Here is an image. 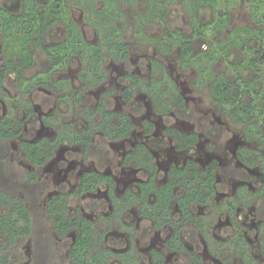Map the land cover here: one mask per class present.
Returning a JSON list of instances; mask_svg holds the SVG:
<instances>
[{
	"label": "trees",
	"instance_id": "1",
	"mask_svg": "<svg viewBox=\"0 0 264 264\" xmlns=\"http://www.w3.org/2000/svg\"><path fill=\"white\" fill-rule=\"evenodd\" d=\"M83 11L92 20L99 34L97 42H88L81 26L68 16V0H0V32L3 37V62H0V91L4 84L15 75L18 86L29 94L37 85L59 88L64 86L61 79L52 77L55 69L73 61L74 55L84 62L79 74L80 88L72 93L73 99L82 106L85 123L83 127L68 123L58 128L56 134L43 137L37 141L21 139L20 155L35 168H41L56 154L59 145L80 144L85 154L102 155L103 146L94 143V135L100 131L108 140L114 141L129 137L136 128V123L127 111H115L108 108L114 87H108L92 106L91 97L83 93L99 84L107 76L105 59L109 55L114 59L128 62L130 51L122 39V30L117 25L121 9L117 0H78ZM128 3L146 2L147 9L137 19L143 30L151 21L163 24V34L154 37L159 50L170 54L179 46L178 61L183 69L195 65L200 76L209 74V95L218 109L229 114L232 121L253 126L259 123L258 105L251 97V84L247 88L242 81L231 79L226 72L216 73L212 65L207 64L205 57L213 59L211 50L199 52L198 39L206 35L210 24L200 19V9H216L217 0H184L185 9L192 22L193 30L172 29L168 21L170 7L174 0H125ZM19 3L17 8H13ZM257 6V5H256ZM228 13V11H227ZM64 23L66 35L57 40H48L55 24ZM220 19L216 27L225 25ZM211 29V28H210ZM215 30V26L212 28ZM146 32V31H145ZM233 44H237L236 41ZM261 54V52L259 53ZM40 61L41 70L32 79L28 71ZM151 77L146 78L137 72L128 71L123 76L127 83L121 91L122 99L132 109H137L135 95L143 91L153 102L158 114L181 112L191 115L185 96L180 92L177 83L167 71L163 62L150 58ZM256 66L254 58L247 64ZM27 117L34 112L29 100L26 101ZM145 134L155 132V123L143 119ZM23 120L10 116H0V264H20L13 251L24 241L32 239V264H57V246L53 234L66 238L71 233L75 237L68 245L69 257L73 264H110L113 256L121 258V264H140L133 251L117 253L104 245L106 234L111 224H120L123 230H133L123 222V216L132 207H137L139 214L154 220L153 229L159 230L170 225L173 230L166 241L170 252L185 253L191 264H208L201 253L190 248L184 235L201 232L205 234L207 224L204 216L195 211L198 206L211 204L216 193V173L221 171L228 176L241 178L244 183L239 197L253 199L248 182L255 177L235 164L221 167L220 161L213 158L207 166L188 159L183 165L172 164L167 171V181L158 185L159 168L156 158L148 145L138 142L125 156L123 163L142 169L146 179L138 181L135 187L127 188L122 196L117 194L116 181L112 174L94 169L82 172L79 186L72 191L62 188L56 195L46 200L45 212L52 229L43 226L35 215L38 201L44 184L36 170L18 171L13 163V151L10 141L23 134ZM164 132L176 142L179 150L193 151L200 140L197 131L184 132L176 127H167ZM261 132V126L258 133ZM224 130L214 126L207 129L208 148L216 153L224 149ZM241 161L252 165L254 158L246 150L239 152ZM106 185L112 202V211L108 215L99 214L97 220L84 215L81 211L72 212L71 199H77L88 193H96ZM264 199V192L261 194ZM252 197V198H251ZM238 198L228 202L234 235L232 244L227 246L221 258V264H233L231 252L244 258L245 264H260L252 251V246L245 237L243 225L237 216ZM107 224L108 226H104ZM193 224L195 229L187 227ZM152 229V230H153ZM264 243V241H263ZM264 253V245L262 247ZM222 253V254H223ZM149 264H166L162 250L154 248L150 252Z\"/></svg>",
	"mask_w": 264,
	"mask_h": 264
},
{
	"label": "rangeland",
	"instance_id": "2",
	"mask_svg": "<svg viewBox=\"0 0 264 264\" xmlns=\"http://www.w3.org/2000/svg\"><path fill=\"white\" fill-rule=\"evenodd\" d=\"M4 1V0H1ZM68 16L76 21L88 42H97L99 34L86 12L83 11L78 0H68ZM121 9V16L117 25L122 30V39L128 45L130 55L128 62L114 59L109 55L105 59L107 71L106 79L99 85L85 91L84 97H91L92 106L97 103L101 94L108 87H114L115 92L110 97L108 108L115 111H127L136 123V128L129 137L119 140H108L100 131L94 135V143L103 146L102 155L96 153L85 154L80 144L67 142L58 146L55 156L41 168H35L20 155L19 142L21 139L37 141L43 137L52 138L58 128L68 123L72 126L83 127L86 122L83 117L82 106L73 99L72 93L80 88L79 74L84 62L74 55L73 61L58 66L52 74L54 80L61 79L64 86L59 88L45 85L35 86L29 94L18 86L15 75L4 84L0 91V116H10L16 120H23V134L10 141L13 151L12 163L14 167L24 172L36 170L44 189L39 198L36 210L37 221L52 229L50 220L45 212L46 200L56 195L62 188L72 191L78 188L83 171L94 169L112 174L116 181L117 194L122 196L127 188L135 187L138 181L146 179L142 169L124 165V156L134 148L138 142L148 145L156 158L159 168L158 185L167 181V171L172 164L183 165L188 159L198 161L201 166H207L213 158L220 161L221 167L235 164L239 168L250 172L255 180L248 182V188L253 199L239 197L244 181L235 176H228L220 170L216 173V193L211 204L198 206L197 214L204 216L207 224L205 234L201 232L184 235L188 246L202 254L208 264H221L220 256L227 246L232 244L234 228L229 214L228 202L238 198L237 216L243 225L245 237L252 246L254 255L260 264H264V0H217L216 9L209 7L200 9L199 15L203 22L209 23L206 35L198 39L199 52L211 50L214 58L205 57L207 64H211L216 73L226 72L231 79L242 81L247 88L251 84V97L258 105L259 123L253 126L232 121L229 114L218 109L209 95L210 76H200L198 68L193 65L186 69L178 61L179 46L172 53L163 54L159 50L154 37L163 34V24L151 21L143 30L139 25L138 15L147 9L146 2L128 3L117 0ZM102 0L98 5H102ZM257 5V6H256ZM19 3L13 8H17ZM228 11V13H227ZM226 21L220 28L216 27L218 20ZM166 25L172 29L193 30L192 22L185 9L184 0H174ZM215 26V30L212 28ZM211 28V29H210ZM146 31V32H145ZM66 26L60 22L55 24L48 36V40L61 39L66 35ZM236 41L237 44H233ZM3 37L0 32V62H3ZM261 52V54H259ZM157 58L163 62L167 71L175 80L180 92L185 96L190 107L191 115L181 112L158 114L154 110L153 102L141 90L135 95L138 108L132 109L121 97V91L127 83L122 79L128 71L151 77L150 58ZM251 58L256 66L247 64ZM40 61L28 71L27 77L32 79L41 70ZM31 102L34 116L28 118L26 101ZM152 120L156 129L151 135L145 134L143 119ZM219 126L224 130V149L216 153L208 148L209 138L207 129ZM261 126V132L258 133ZM176 127L184 132L197 131L200 140L193 151L179 150L176 142L164 130ZM246 150L252 154L254 164L249 165L241 161L239 152ZM252 198V197H251ZM72 212L81 211L84 215L97 220L99 214L108 215L112 211V202L106 185L101 186L96 193H88L77 199H71ZM122 222L132 231L123 230L120 224H111L106 234L104 245L114 252L133 251L134 257L140 264H149L151 250H162L166 264H191L185 253L170 252L166 248V241L172 233V226L153 229L154 220L139 214L138 208L132 207L124 214ZM104 226H108L105 224ZM188 229L196 227L190 224ZM153 229V230H152ZM75 233L62 238L53 234L57 252V264H73L68 253V245L73 241ZM13 253L20 264H32V239L22 242ZM223 253V254H222ZM233 264H245L244 258L228 253ZM226 256V254H225ZM121 258L113 256L110 264H121Z\"/></svg>",
	"mask_w": 264,
	"mask_h": 264
}]
</instances>
